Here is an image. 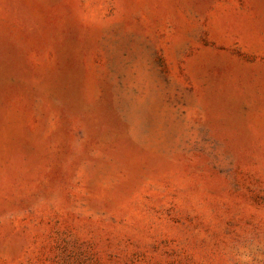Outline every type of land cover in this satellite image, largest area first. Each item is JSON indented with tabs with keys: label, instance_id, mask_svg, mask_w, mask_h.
Instances as JSON below:
<instances>
[{
	"label": "rangeland",
	"instance_id": "rangeland-1",
	"mask_svg": "<svg viewBox=\"0 0 264 264\" xmlns=\"http://www.w3.org/2000/svg\"><path fill=\"white\" fill-rule=\"evenodd\" d=\"M0 264H264V0H0Z\"/></svg>",
	"mask_w": 264,
	"mask_h": 264
}]
</instances>
